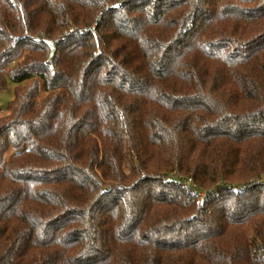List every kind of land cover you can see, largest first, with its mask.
Instances as JSON below:
<instances>
[{
  "label": "trees",
  "instance_id": "obj_1",
  "mask_svg": "<svg viewBox=\"0 0 264 264\" xmlns=\"http://www.w3.org/2000/svg\"><path fill=\"white\" fill-rule=\"evenodd\" d=\"M8 83L0 264H264V0H0Z\"/></svg>",
  "mask_w": 264,
  "mask_h": 264
},
{
  "label": "rangeland",
  "instance_id": "obj_2",
  "mask_svg": "<svg viewBox=\"0 0 264 264\" xmlns=\"http://www.w3.org/2000/svg\"><path fill=\"white\" fill-rule=\"evenodd\" d=\"M45 92L40 91L38 101L44 98ZM13 98V84L8 83L7 87L0 92V119L6 117L9 111H5L9 101ZM11 152L7 153L9 156Z\"/></svg>",
  "mask_w": 264,
  "mask_h": 264
},
{
  "label": "water",
  "instance_id": "obj_3",
  "mask_svg": "<svg viewBox=\"0 0 264 264\" xmlns=\"http://www.w3.org/2000/svg\"><path fill=\"white\" fill-rule=\"evenodd\" d=\"M53 54H54V51H51V53H50V57H52V56H53Z\"/></svg>",
  "mask_w": 264,
  "mask_h": 264
},
{
  "label": "built area",
  "instance_id": "obj_4",
  "mask_svg": "<svg viewBox=\"0 0 264 264\" xmlns=\"http://www.w3.org/2000/svg\"><path fill=\"white\" fill-rule=\"evenodd\" d=\"M46 42H47V44H50V43H51V41H50V40H47Z\"/></svg>",
  "mask_w": 264,
  "mask_h": 264
}]
</instances>
